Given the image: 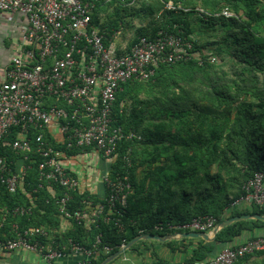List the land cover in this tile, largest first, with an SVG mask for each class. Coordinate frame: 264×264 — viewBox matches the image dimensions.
Returning a JSON list of instances; mask_svg holds the SVG:
<instances>
[{"label": "trees", "instance_id": "trees-1", "mask_svg": "<svg viewBox=\"0 0 264 264\" xmlns=\"http://www.w3.org/2000/svg\"><path fill=\"white\" fill-rule=\"evenodd\" d=\"M169 1L173 2L175 10H165V3ZM221 1L231 3L230 9L238 15L222 16ZM197 6H202L209 15L198 14L196 9L201 7ZM106 7H99L93 18L110 38L120 28L126 6H114L115 18L109 26L101 24L99 19V12L107 10L103 9ZM144 11L152 18L151 36L162 29L174 33L181 30L182 35L193 43L192 56L190 60L172 66L161 65L147 82H127L117 94L114 125L141 137L140 140L124 142L120 147L122 154L128 148L133 150L131 180L134 191L122 220L123 233H119L113 223L100 222L99 228L92 227L91 243L101 233L103 242L113 249L109 255L92 259L89 264H101L121 245L139 236L175 234L156 232L154 226L158 223L186 224L198 216L212 215L220 224L235 216L264 215V207L251 206V210L232 207L243 195L244 183L256 173L264 172V0H149ZM192 13L211 27L219 26V34L215 36L217 41H210L208 36L205 43H201L193 37L188 20ZM219 38L222 41H218ZM215 43L219 44L217 54L207 48ZM223 52L229 55L228 61ZM213 58L215 62H212ZM229 70L233 71L230 79ZM175 74L178 78L171 82L166 80L167 76ZM180 80L184 84L178 83ZM175 82L178 91L174 89L168 96L167 88ZM146 83L151 90L157 87V83H162L163 94L154 97L149 114H142L153 98L150 93L147 95ZM140 96H144L145 101L138 99ZM127 97L135 100L137 105H145L137 115L134 113L128 117L124 113L121 103ZM202 104L211 107V111L204 110ZM222 109L230 111L218 113ZM14 137L15 134L10 135L9 139ZM1 151L16 161L17 156L11 150L1 148ZM32 159L34 162L24 184L16 193L11 194L4 186L0 187V222L3 223L2 232L8 238L12 237L15 224L21 230L42 227L49 219L47 213L59 214L55 201L61 190L49 186L38 188L41 158L33 155ZM140 167L144 169V177L138 181L135 172ZM113 170L123 172L121 161L115 163ZM73 198L70 210L82 208L84 197L75 192ZM19 207L30 209V213L15 214ZM260 228H264V221L234 223L221 230L214 243L199 244L184 263L208 264L215 257L216 244L227 247L243 233ZM234 264H264V251L248 255Z\"/></svg>", "mask_w": 264, "mask_h": 264}, {"label": "built area", "instance_id": "built-area-1", "mask_svg": "<svg viewBox=\"0 0 264 264\" xmlns=\"http://www.w3.org/2000/svg\"><path fill=\"white\" fill-rule=\"evenodd\" d=\"M137 1L0 0V14L21 15L27 20L19 53L0 80V187L4 186L11 194L16 193L34 162L33 155L39 156L38 188H59L61 195L55 201L58 213L77 227L95 217L100 218L94 223L97 228L100 222L113 223L119 233L125 231L122 220L134 191L131 180L133 150L128 148L122 154L120 147L124 142L141 137L114 125L117 94L127 82H147L161 65L172 66L188 61L192 56L193 43L182 35L181 30L174 33L162 29L154 36L137 38L127 47L116 44L123 28L108 38V33L94 21L99 7H129ZM175 9L172 1L165 3L166 11ZM196 11L200 15L208 14L202 8ZM221 15L233 17L228 8ZM215 61L213 58L212 62ZM52 129L57 130L58 142L53 143L49 138ZM14 134L15 137L9 139ZM1 148L11 150L23 165L19 168L17 159L10 160ZM90 149L114 164L121 161L123 172L112 170L103 176L108 192L104 203L94 206L91 200L85 199L82 208L70 210L73 194L79 190L80 183L67 171L63 157L67 152ZM242 190L243 195L233 208L264 207V172L256 173L246 181ZM50 191L54 193L52 188ZM89 208L93 216L88 212ZM14 213L29 214L30 209L19 207ZM218 225L216 217L206 215L186 224L158 223L154 229L160 233H210ZM11 235L0 239L1 249L38 253L48 262L76 255L82 256L76 264H89L92 259L109 255L113 249L103 242L101 233L91 247L68 239L49 251L42 243L49 236V231L43 227L21 230L15 224ZM261 251H264V236L235 248L227 246L208 264H234Z\"/></svg>", "mask_w": 264, "mask_h": 264}, {"label": "crops", "instance_id": "crops-1", "mask_svg": "<svg viewBox=\"0 0 264 264\" xmlns=\"http://www.w3.org/2000/svg\"><path fill=\"white\" fill-rule=\"evenodd\" d=\"M141 2L149 5V0H138L133 6L126 7L124 10V12L138 13L135 14V16L138 15V19L135 22L131 21L126 23L127 21L124 17L123 22L119 25L120 28H123V31L117 37L116 44L128 47L137 38L139 39L142 36H151L152 29L142 18V13L145 12L144 10L146 5H142ZM103 9H107V7ZM108 9L99 12V19L101 14L107 12ZM124 12L122 11V13ZM104 16H106L103 18L104 24H108L109 26L112 21H109L111 17H109L110 15H108V13L104 14ZM26 25L27 20L24 16L9 13L0 14V80L3 78L4 71L11 63L13 57L19 53L22 30L26 27ZM120 28L118 30H120ZM126 28L128 29L125 30ZM118 30H115V32ZM113 35L114 34L111 36ZM49 138H51L50 140L53 143L60 140L56 129H52L50 131ZM17 164L20 168L23 165V162L20 159H17ZM63 164L67 171L79 180L80 187L77 194H79V196H83V200H91L94 206L102 204L106 201L108 192L103 182V176L114 169L115 164L112 160L103 157V155L95 150L90 149L84 152L75 150L73 152H67L64 155ZM135 176L138 181L143 179V167L136 170ZM42 212L43 211L41 210L40 213ZM88 212L91 216H93L91 208L88 209ZM47 216L49 219H47V223L42 226L49 231V236L42 240L46 251L55 250L58 246L63 245L68 239H73L87 247H91L92 243L89 234L92 227L95 226L94 223H96V221L100 218H91V220L86 222L85 225L81 227V230L78 231L80 227H77L75 223L65 219L59 214L56 215L53 213L50 215L47 213ZM0 226V239H5L6 234L2 232L3 223L0 222ZM255 236H264V228L255 229L253 232H245L241 237L234 240L232 244L227 246L241 245ZM215 240L207 241L202 238L193 239L181 237L166 241L143 239L138 241L137 244L132 246L110 264H157L159 262L184 264V261L192 255L193 249H196L199 244L214 243ZM215 247L216 253L214 256H216L225 246H221V244L218 243ZM81 257L82 256L69 255L62 259L48 262L38 253L26 250L9 252L0 248V264H76Z\"/></svg>", "mask_w": 264, "mask_h": 264}, {"label": "rangeland", "instance_id": "rangeland-1", "mask_svg": "<svg viewBox=\"0 0 264 264\" xmlns=\"http://www.w3.org/2000/svg\"><path fill=\"white\" fill-rule=\"evenodd\" d=\"M141 4L142 5H147V4H144L143 2H141ZM221 5L223 7L222 11L225 8H228V9L231 8L230 7L231 6V3H228V2H224V1L222 2L221 1ZM197 7H201L202 8V6H197ZM107 9H108L107 12H104V13L101 14V17H100L101 24H104L103 18L106 17V16H104V14H107L108 13V15H110L109 17H111V19H109V21H111V20H113L115 18V12H116L115 11V8L113 6H110V7H107ZM230 12L233 14V17L238 15V14H236V12H234L231 9H230ZM135 14H138V13H131V12H124V13H122L123 17H125V20L127 21L126 23H129L131 21L132 22H135L138 19L137 18L138 15L135 16ZM142 14H143V17L142 18L144 19V22L145 23H148V25L151 27V24L150 23L152 21V18H149V16H147V13H142ZM216 14L219 15V13H216ZM188 20L191 23V28H192V31H193V34H194L193 37H196L197 39H199L201 41V43H205V41H206V39H207L208 36H210V38H209L210 41L216 40L215 39V36L219 34V31L217 30L219 26L211 27L210 25H208V24L200 21L198 15L195 14V13L190 14ZM127 29L128 28H126L125 30H127ZM218 41H222V39L219 38ZM214 45L213 46H209L207 48L211 52H214L215 54H217V49L219 47V44L215 43ZM223 54L227 58V61H228V59H230L229 58V55L226 54V53H224V52L222 53V55ZM227 69H228V67L225 68V70H227ZM229 71H230V75H229L230 77L229 76L228 77L230 79V78H233V75H232L233 74V71L232 70H229ZM174 78H178V75L175 74V75H171L169 77L167 76L166 80H168L169 82H171L172 79H174ZM261 79H263V76H261ZM152 83H155V82H152ZM176 83L177 82H175L174 85H173L174 88H173V86L170 87V88H167L168 93H169L168 96L171 95L174 92V89H175V91H178V87L176 86L177 85ZM178 83L184 84V82L181 81V80L178 81ZM152 85H154V84H152ZM155 86H157V87L156 88H152V90H151V88H147L148 87L147 86V83L145 85L147 95H149V93H150L149 96H152L153 98L150 101V103L146 106V110L147 111L143 112L142 114H145V113L146 114H149V112H151L152 109H153V104L154 103L152 101H155V99H156L154 97L160 96L161 94H163V92H162L163 91L162 83H157ZM148 98L151 99V97H148ZM138 99L144 100L145 98H144V96H140ZM135 104H136V107H134ZM202 105H203V107H205V108H203L204 110L207 109L208 111H211V107H209L207 104H202ZM121 106L124 107L123 108L124 113L129 117L130 115H132L134 113H135V115H137L141 111V109L144 108L145 105H143V104L137 105V102H135V100H132L131 98L128 99V97H127L126 101H123L121 103ZM222 110L221 111H218V113H228V111H230V110H224V109H222ZM233 114L231 113L230 115H233ZM142 117H148V115H142ZM246 207H248V209L251 210V206H246Z\"/></svg>", "mask_w": 264, "mask_h": 264}, {"label": "water", "instance_id": "water-1", "mask_svg": "<svg viewBox=\"0 0 264 264\" xmlns=\"http://www.w3.org/2000/svg\"><path fill=\"white\" fill-rule=\"evenodd\" d=\"M249 220H259V221H264V215L260 214H252V215H243V216H235L231 219L225 220L221 222L210 234L207 233H179V234H174L172 236L168 237H159V236H154V235H143L135 238L132 240L130 243H128L126 246L123 248L119 249L116 253L113 255L109 256L105 261H103L101 264H110L112 261L117 259L119 256L124 254L127 250H129L132 246L138 243V241L143 240V239H155L159 241H166L169 239H176L178 237L181 238H193V239H198L202 238L207 241H213L217 238L218 233L223 230L224 228L237 223L241 221H249ZM179 235V236H178Z\"/></svg>", "mask_w": 264, "mask_h": 264}]
</instances>
